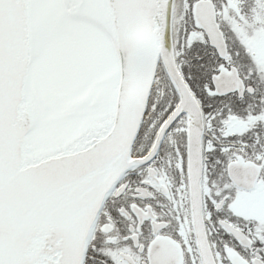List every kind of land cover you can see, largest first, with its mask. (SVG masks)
<instances>
[{"label": "snow or ice", "instance_id": "snow-or-ice-1", "mask_svg": "<svg viewBox=\"0 0 264 264\" xmlns=\"http://www.w3.org/2000/svg\"><path fill=\"white\" fill-rule=\"evenodd\" d=\"M0 264H264V0H0Z\"/></svg>", "mask_w": 264, "mask_h": 264}]
</instances>
